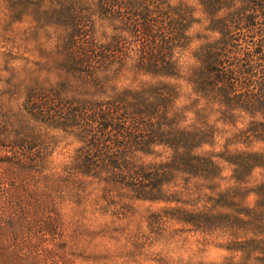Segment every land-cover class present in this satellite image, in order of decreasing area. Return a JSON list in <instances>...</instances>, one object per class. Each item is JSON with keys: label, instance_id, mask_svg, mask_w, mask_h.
Masks as SVG:
<instances>
[{"label": "rangeland", "instance_id": "374dc122", "mask_svg": "<svg viewBox=\"0 0 264 264\" xmlns=\"http://www.w3.org/2000/svg\"><path fill=\"white\" fill-rule=\"evenodd\" d=\"M263 29L264 0H0V172L26 154L0 185L48 217L27 245L48 264H264V102L224 88ZM47 94L128 140L39 118ZM89 151L114 154L88 172Z\"/></svg>", "mask_w": 264, "mask_h": 264}, {"label": "trees", "instance_id": "16d2710c", "mask_svg": "<svg viewBox=\"0 0 264 264\" xmlns=\"http://www.w3.org/2000/svg\"><path fill=\"white\" fill-rule=\"evenodd\" d=\"M258 7L262 8V6ZM251 24L253 25V22L249 25ZM263 37L264 29L262 31ZM263 40L261 39V43L254 46L252 53L248 51L239 53L243 58H248L246 61L243 58L241 59V61L245 62L244 66H241L239 62L240 56H236L235 59L228 63V68L224 71V88L229 93L239 89L249 90L254 85L255 90H257L258 100L264 102V65L257 64V60L264 62ZM86 55V52H84L81 58H86ZM256 66H261V68L256 70L255 74H252ZM51 96L48 94L41 95L39 98L34 99V105L30 109L33 113H37L39 118L52 122L61 121V125H66L68 117H74V121L77 122L79 127H81V123L92 124V128L96 134H104L107 131L128 140L127 136L129 134H117L113 119L111 117L108 120L104 107L95 110L96 112L87 114L84 111L86 105L82 108H73L70 107V104L64 103L56 96L53 97L56 98V101H50L49 98ZM82 104H85V102ZM1 124L0 147L9 140L8 135L10 130L7 128L8 126L5 122H1ZM69 125H73L72 122ZM8 152H5L4 158L1 159V162L6 167L0 172V175L13 174L17 170L19 160L26 157L25 153L17 154L14 152V154H9ZM112 154L114 153L89 151L84 155L79 153L73 159L75 164L85 166L88 169L86 171L89 172V169L96 167V163L98 164L101 159H104V157L108 158ZM118 166L119 169H123L121 164ZM45 213L46 209L40 200L30 199L29 196H22L16 187L0 185V264H48L42 259L38 251H34L32 247L27 245L26 239L28 232L31 233L33 229L29 226V223H46L45 221L48 217H46ZM55 260L50 264H63V262L60 263L57 259Z\"/></svg>", "mask_w": 264, "mask_h": 264}]
</instances>
